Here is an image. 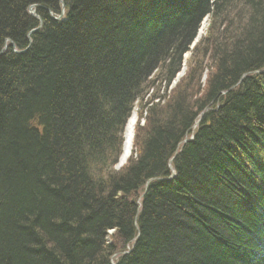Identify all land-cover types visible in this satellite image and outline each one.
Listing matches in <instances>:
<instances>
[{"label": "trees", "instance_id": "trees-1", "mask_svg": "<svg viewBox=\"0 0 264 264\" xmlns=\"http://www.w3.org/2000/svg\"><path fill=\"white\" fill-rule=\"evenodd\" d=\"M0 264H264V0H0Z\"/></svg>", "mask_w": 264, "mask_h": 264}, {"label": "rangeland", "instance_id": "rangeland-1", "mask_svg": "<svg viewBox=\"0 0 264 264\" xmlns=\"http://www.w3.org/2000/svg\"><path fill=\"white\" fill-rule=\"evenodd\" d=\"M209 24H210V21H209V19L208 18H204L201 22H200V25H199V27H198V30H197V34H196V36H195V38H194V40H193V42L191 43V45H190V50H191V48L193 47V46H195V45H197L199 42H201L206 36H207V32L209 31ZM203 47H204V45H203ZM190 50L188 51V52H186V53H184L183 54V59H182V64H181V68H180V70L178 71V73L176 74V76H175V78H174V80L171 82V84L169 85V87H168V89L170 90V89H173L174 87H176L179 83H182L183 81H182V79L185 77V74H186V71H187V66H189V64H190V62H189V59H190V57H191V53H190ZM210 62H212L211 60H210ZM207 70H205V69H203V71L201 72V75H200V84H201V86L203 87V85H204V82H205V80H206V76H207ZM131 116H134L135 117V123H136V121H137V119L139 118V110H138V108L137 107H134L133 108V110H132V112H131V114H130V116H129V118L131 117ZM143 117H144V115L140 118V121H139V125H143L144 124V119H143ZM128 118V119H129ZM128 119H127V121H126V123H125V126H124V138H125V131H126V126H127V122H128ZM135 123H134V126H135ZM134 133V132H133ZM123 143H124V139H123ZM123 143H122V149H121V153H122V151H123ZM121 155V154H120ZM129 155H130V153H129ZM128 155V156H129ZM120 157L121 156H119V158H118V160H117V162H116V164H115V166H114V168H116V169H119V168H121V166L125 163V161L124 162H122V163H120Z\"/></svg>", "mask_w": 264, "mask_h": 264}, {"label": "bare ground", "instance_id": "bare-ground-1", "mask_svg": "<svg viewBox=\"0 0 264 264\" xmlns=\"http://www.w3.org/2000/svg\"><path fill=\"white\" fill-rule=\"evenodd\" d=\"M134 123H135V117L131 116L128 119L127 126H126L125 138H124V143H123V151L120 155L121 156L120 163L124 162L127 159L131 151Z\"/></svg>", "mask_w": 264, "mask_h": 264}, {"label": "water", "instance_id": "water-1", "mask_svg": "<svg viewBox=\"0 0 264 264\" xmlns=\"http://www.w3.org/2000/svg\"><path fill=\"white\" fill-rule=\"evenodd\" d=\"M29 12L32 14V15H34V16H36L35 15V11H34V9H33V6H30L29 7ZM36 29H33V30H31V32H33V31H35ZM187 139H185L184 141H186Z\"/></svg>", "mask_w": 264, "mask_h": 264}]
</instances>
